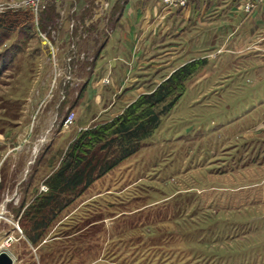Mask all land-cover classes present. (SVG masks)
<instances>
[{"label": "rangeland", "instance_id": "374dc122", "mask_svg": "<svg viewBox=\"0 0 264 264\" xmlns=\"http://www.w3.org/2000/svg\"><path fill=\"white\" fill-rule=\"evenodd\" d=\"M122 1L101 13L89 0L80 14V0H0V253L13 264H264V44L230 46L221 28L151 62L116 46L101 57ZM192 58L206 64L141 149L39 213L78 134Z\"/></svg>", "mask_w": 264, "mask_h": 264}, {"label": "crops", "instance_id": "0c3cea01", "mask_svg": "<svg viewBox=\"0 0 264 264\" xmlns=\"http://www.w3.org/2000/svg\"><path fill=\"white\" fill-rule=\"evenodd\" d=\"M87 1L89 0H80L78 13L82 14L85 8H88ZM249 1L253 0H193L185 9L169 11L164 8L161 0H123L122 9L117 14L116 20L106 27L108 34L105 39L106 48L100 55L101 57L108 55L111 47L116 46L118 51L115 50V54L118 57L127 55L132 61L151 62L156 60L151 58L153 55L162 58L160 52L162 47H167L176 41L190 42L191 47H198L200 33L204 35L206 33L203 38L207 40L210 38L215 40L212 33L221 28L225 35L224 41L230 46L264 44V2L257 3V7L248 14L243 10V6ZM119 3L120 0H101L98 10L102 13V10L104 12L108 6L115 7ZM96 27L97 30L104 29L103 22H99ZM235 31H238L237 36L232 35ZM109 46L110 49H107ZM156 49L159 50V54ZM110 59L111 62L116 60L115 57ZM196 60L199 58H192L188 62ZM118 92V88L114 89L113 94ZM96 93L102 94L100 91ZM132 93L136 92H127L124 98ZM140 95L142 94L132 98L126 106ZM101 104H104V100ZM112 104L110 102L109 106ZM121 112L111 115V118L104 122L116 118Z\"/></svg>", "mask_w": 264, "mask_h": 264}, {"label": "trees", "instance_id": "16d2710c", "mask_svg": "<svg viewBox=\"0 0 264 264\" xmlns=\"http://www.w3.org/2000/svg\"><path fill=\"white\" fill-rule=\"evenodd\" d=\"M204 64L206 60L184 65L154 91L139 96L112 121L81 131L70 144L58 169L46 179L49 190L37 211L42 213L52 204L61 210L71 202L64 201L66 195L89 188L96 179L137 153L143 142L159 127L162 117L183 96L187 80ZM28 216L27 212L25 218ZM41 218L34 230L47 226V217ZM37 238L33 237V242Z\"/></svg>", "mask_w": 264, "mask_h": 264}, {"label": "built area", "instance_id": "2783aa9c", "mask_svg": "<svg viewBox=\"0 0 264 264\" xmlns=\"http://www.w3.org/2000/svg\"><path fill=\"white\" fill-rule=\"evenodd\" d=\"M191 1L192 0H161V3L164 8L169 11H178L188 7Z\"/></svg>", "mask_w": 264, "mask_h": 264}, {"label": "water", "instance_id": "95a60500", "mask_svg": "<svg viewBox=\"0 0 264 264\" xmlns=\"http://www.w3.org/2000/svg\"><path fill=\"white\" fill-rule=\"evenodd\" d=\"M0 264H13L5 252L0 253Z\"/></svg>", "mask_w": 264, "mask_h": 264}, {"label": "bare ground", "instance_id": "6f19581e", "mask_svg": "<svg viewBox=\"0 0 264 264\" xmlns=\"http://www.w3.org/2000/svg\"><path fill=\"white\" fill-rule=\"evenodd\" d=\"M2 250V249H1ZM2 252V251H1ZM3 253V252H2ZM6 255L11 259V257L6 253ZM12 263H13V259H11Z\"/></svg>", "mask_w": 264, "mask_h": 264}]
</instances>
